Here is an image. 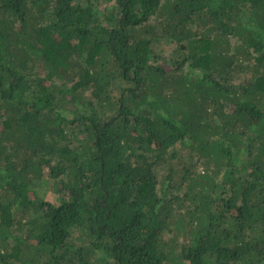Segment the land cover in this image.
Returning <instances> with one entry per match:
<instances>
[{
    "label": "trees",
    "instance_id": "trees-1",
    "mask_svg": "<svg viewBox=\"0 0 264 264\" xmlns=\"http://www.w3.org/2000/svg\"><path fill=\"white\" fill-rule=\"evenodd\" d=\"M0 264H264V0H0Z\"/></svg>",
    "mask_w": 264,
    "mask_h": 264
},
{
    "label": "rangeland",
    "instance_id": "rangeland-1",
    "mask_svg": "<svg viewBox=\"0 0 264 264\" xmlns=\"http://www.w3.org/2000/svg\"><path fill=\"white\" fill-rule=\"evenodd\" d=\"M47 197V196H46Z\"/></svg>",
    "mask_w": 264,
    "mask_h": 264
}]
</instances>
